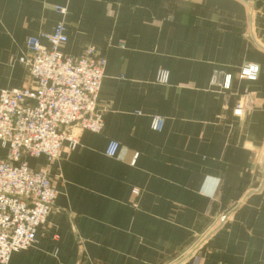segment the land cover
I'll use <instances>...</instances> for the list:
<instances>
[{
    "label": "crops",
    "instance_id": "obj_1",
    "mask_svg": "<svg viewBox=\"0 0 264 264\" xmlns=\"http://www.w3.org/2000/svg\"><path fill=\"white\" fill-rule=\"evenodd\" d=\"M59 22L65 53L106 60L104 128L27 159L56 196L8 264H264V0H0V91L29 84L17 58ZM246 63L255 81L239 79ZM215 70L230 90L210 86Z\"/></svg>",
    "mask_w": 264,
    "mask_h": 264
},
{
    "label": "built area",
    "instance_id": "obj_2",
    "mask_svg": "<svg viewBox=\"0 0 264 264\" xmlns=\"http://www.w3.org/2000/svg\"><path fill=\"white\" fill-rule=\"evenodd\" d=\"M64 16V7H55ZM68 41L64 22L51 33L29 37L25 53L17 58L27 71L29 84L17 90L0 91V264H8L13 253L33 246L37 230L46 224L56 196L50 176L28 167L27 159L54 162L64 144L73 150L78 132L99 134L104 113L97 97L105 77L106 60L90 48L79 56L63 51ZM258 66L242 65L239 79L255 81ZM169 73L160 70L156 83L166 85ZM232 76L213 71L210 86L228 91ZM243 103L234 116L243 115ZM163 119L152 120V130L161 131ZM118 143L110 141L107 157H114Z\"/></svg>",
    "mask_w": 264,
    "mask_h": 264
},
{
    "label": "water",
    "instance_id": "obj_3",
    "mask_svg": "<svg viewBox=\"0 0 264 264\" xmlns=\"http://www.w3.org/2000/svg\"><path fill=\"white\" fill-rule=\"evenodd\" d=\"M228 217H229V214L224 215V216L221 218L220 224H224Z\"/></svg>",
    "mask_w": 264,
    "mask_h": 264
},
{
    "label": "rangeland",
    "instance_id": "obj_4",
    "mask_svg": "<svg viewBox=\"0 0 264 264\" xmlns=\"http://www.w3.org/2000/svg\"><path fill=\"white\" fill-rule=\"evenodd\" d=\"M223 217V216H222ZM221 220V219H220Z\"/></svg>",
    "mask_w": 264,
    "mask_h": 264
}]
</instances>
